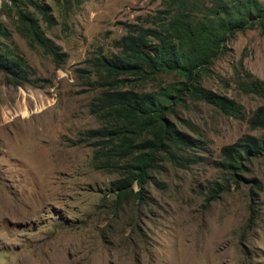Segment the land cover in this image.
Listing matches in <instances>:
<instances>
[{"label": "rangeland", "instance_id": "obj_1", "mask_svg": "<svg viewBox=\"0 0 264 264\" xmlns=\"http://www.w3.org/2000/svg\"><path fill=\"white\" fill-rule=\"evenodd\" d=\"M162 2L0 0V52L23 58L30 78L14 83L0 71V264H264V153L237 172L218 164L222 147L238 138L264 140V130L249 125L264 97L246 91L255 78L264 83L263 16L223 43L196 80L240 112L175 91L185 81L176 72L127 75L118 85L159 98L172 92L168 118L190 140L158 154L143 189L135 181L118 197L113 182L127 162L119 140L86 135L113 125L92 111L103 88L94 57L119 54L127 26L142 25ZM212 2L197 0V18ZM22 15L66 53L62 63L32 38ZM216 181L227 189L212 199ZM252 191L258 219L248 227Z\"/></svg>", "mask_w": 264, "mask_h": 264}, {"label": "trees", "instance_id": "obj_2", "mask_svg": "<svg viewBox=\"0 0 264 264\" xmlns=\"http://www.w3.org/2000/svg\"><path fill=\"white\" fill-rule=\"evenodd\" d=\"M205 7L203 19L195 15L199 10L197 0H163L156 15L146 18L142 25L127 26V34L116 42L119 54H100L93 59L103 88L92 102V111L107 121L111 120L113 125L88 130L86 135L99 140L109 137L113 143L120 141L116 146L119 158L127 161L125 176L113 182V190L120 198L132 190L135 181L143 189L160 152L173 153L171 148L190 141L168 118L171 110L168 98L172 92H164V97L159 98L150 92L120 89L118 85L124 84L125 76L147 79L162 72H176L185 81L175 91L188 92L227 114L242 109L235 100L206 89L196 80L199 69L219 54L221 45L236 32L254 27L255 19L264 17V10L257 0H214ZM22 19L32 38L58 64L62 63L66 53L45 35L37 20L26 15H22ZM261 27L264 33V20ZM0 71L9 75L14 83L30 79L25 60L9 52H0ZM246 91L264 97V83L255 78L249 81ZM249 125L252 129L264 130V105L253 112ZM147 134L150 137L143 138ZM263 153L264 140L247 134L222 147L223 160L218 164L230 172H237L242 169L244 161ZM215 184L210 192L212 199L227 189L220 182ZM251 196L248 227L258 219L254 205L258 202V194L254 197L252 191Z\"/></svg>", "mask_w": 264, "mask_h": 264}]
</instances>
